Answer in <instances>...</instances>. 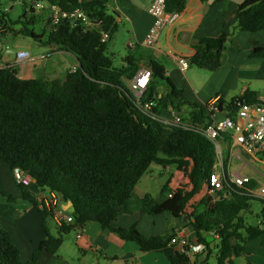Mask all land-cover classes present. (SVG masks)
Segmentation results:
<instances>
[{
    "label": "trees",
    "instance_id": "1",
    "mask_svg": "<svg viewBox=\"0 0 264 264\" xmlns=\"http://www.w3.org/2000/svg\"><path fill=\"white\" fill-rule=\"evenodd\" d=\"M34 1L57 4L68 11L80 8L93 25L84 27L78 21H62L52 28L49 18L47 29L36 35L31 28L35 19L27 17L29 11L13 24L0 0V28L5 30V38L10 29L20 25L19 33L12 31L14 36L24 34L73 55L79 62L75 71L51 80H22L16 68H0V166L22 169L36 180L34 186L19 187L23 200L40 213L46 232L45 222L51 218V212L36 197L38 190L61 193L65 202H72L74 222L59 227L57 237L48 233L26 263L9 233L1 230L0 264H37L43 251L56 254L64 242L63 235L88 222L135 243L141 252H162L171 264L190 263L188 256L170 245L174 231L145 238L136 226L112 227L120 217L134 211L186 220L194 232L191 243L206 248L204 263L208 264L214 256L215 264H236V259L245 255L246 244L264 235V199L251 193L254 181L236 187L228 179L223 180L222 191L214 195L206 192L199 197L207 191L218 162L213 143L196 127L211 122L205 107L188 101L167 77L164 66L151 57L140 60L127 55L120 68L114 66L107 38L118 31L117 16L108 13L102 0ZM186 4L187 0H167L166 9L182 13ZM23 6L30 7L27 3ZM234 15L236 31L264 30V0L245 1ZM230 36L224 26L218 36L195 40V55L186 60L198 69L205 68L223 55ZM252 57L264 58V48L254 47ZM142 62L151 72V80L141 100L157 101L153 111L156 115L170 109L183 113L185 124L166 126L138 111L123 78L132 80ZM162 84L166 85L165 93L159 91ZM242 101L250 105L258 102L255 94L246 92L242 99L232 103L220 99L217 106L233 118L239 109L238 102ZM185 160L191 162L189 191L181 194L164 186L158 199L137 194V185L152 164L181 166ZM252 201L262 204L257 214L259 225H249L243 218ZM213 233L219 238L214 239Z\"/></svg>",
    "mask_w": 264,
    "mask_h": 264
},
{
    "label": "crops",
    "instance_id": "2",
    "mask_svg": "<svg viewBox=\"0 0 264 264\" xmlns=\"http://www.w3.org/2000/svg\"><path fill=\"white\" fill-rule=\"evenodd\" d=\"M102 1L105 2L108 13L117 16L118 23L116 34L111 39L107 38L108 45L115 36H120L124 42L126 41V50L121 56L119 68L122 66L123 57L127 55H132L140 60L151 57L164 66L167 77L177 89L183 91L184 97L188 101L203 107L220 99L225 103L238 101L243 98L246 92L255 94L257 99L264 98V58L252 57L254 47L264 48V30L254 33L235 30L237 23L235 11L241 3L247 0H187L180 21L163 32L160 44L155 49L142 45L153 25V18L148 13V8L153 0ZM1 3L4 6L3 10L8 15L16 11L19 6L24 5L21 0L18 2L1 0ZM29 8L26 7L25 11H29ZM31 11L36 12L35 10ZM224 26L231 36L223 55L218 59L211 60L203 69L189 64L188 68L183 71L175 57L189 60L195 55V40L218 36ZM7 37L8 35L0 41L4 42ZM129 42L134 43V47H129ZM119 54L121 55V52ZM29 57L21 63L16 61L9 63V66L16 68L18 76L22 80L62 79L67 72L79 66L78 60L73 55L54 46L50 47L48 54L43 56V60L37 61L36 58ZM140 65V70L146 69L143 62ZM5 67H7L6 64L0 62V68ZM125 80L130 85L131 80L123 78V84ZM166 90L165 84L159 88L160 93H165ZM173 113L178 112L171 109L163 110L160 115L163 118H171ZM228 116L229 112L225 110L216 113L212 118L215 121H220ZM221 145L222 154L218 157L220 168L230 177L243 176L240 171H232V159L235 157L237 160H242L243 156L239 152L244 151L239 147L234 148L229 139H225ZM250 158L254 163H257L256 165L261 170H264V163L257 158ZM183 164L191 166L188 160H185ZM247 166L248 163L243 162L241 169ZM252 170L259 172L255 166ZM252 181L254 180L252 179ZM175 183L174 180L168 187L181 194L190 190V188L175 189ZM254 191L256 190L254 189ZM137 194L142 196L148 193L139 194L137 191ZM9 198L13 200H9ZM62 207L66 209L63 204ZM243 218L246 220L245 216ZM49 220L54 222L52 218L46 220V232L38 210L23 200L22 191L15 182L13 170L7 164H2L0 166V231L9 233L13 243L20 250L21 260L24 263L32 259L39 245L47 239L48 233L53 237L58 236L55 234H58L59 226L54 222L57 228V233H55ZM259 224L260 220L257 219L255 225ZM132 226H136L145 238L164 236L172 231L176 234L183 232L191 239L194 236L193 229L186 220L173 218L167 214L150 216L134 211L131 214L123 215L112 225L113 228H130ZM79 230L82 237L77 239L79 231L75 229L73 245H71L72 240L69 237L64 238V242L56 254L43 251L37 264H171L162 252H141L135 243L122 240L116 233L103 229L97 223L88 222ZM175 249L181 253L180 249L177 247ZM186 256L190 259L188 264H202L205 259L202 254ZM241 258L245 264H264V235L248 242L245 255ZM208 264H215L214 256Z\"/></svg>",
    "mask_w": 264,
    "mask_h": 264
},
{
    "label": "built area",
    "instance_id": "3",
    "mask_svg": "<svg viewBox=\"0 0 264 264\" xmlns=\"http://www.w3.org/2000/svg\"><path fill=\"white\" fill-rule=\"evenodd\" d=\"M167 0H153L148 8V13L153 18V25L145 37L142 45L146 48L155 49L159 46L163 32L178 24L181 18L180 12H168L166 9ZM46 3L50 12V25L52 28L59 25L62 21H78L84 27H91L93 25L87 13L76 8L74 10H63L57 4L48 2H37L35 8H41V4ZM6 35L4 29L0 28V39ZM129 47H134V43L129 42ZM29 53L19 51L17 53L16 62L21 63L27 60ZM180 68L184 71L188 68L189 63L185 58L175 57ZM73 68L71 71H75ZM151 80V72L148 69L140 70L131 80L129 85L130 93L136 100V107L138 111L145 117L150 119L160 120L166 126L185 124L181 118V114L173 113L171 118H163L161 115L153 113L157 107V101H142L141 98L147 89ZM128 90V91H129ZM245 95V93H244ZM243 95V97H244ZM257 103L250 105L247 103L238 102L239 109L235 117H226L223 120H213V115L219 113L217 101L205 107L210 115L211 122L196 126L203 134L213 143L218 157L222 154V142L227 138L232 143L233 147L241 148L248 156L259 159L264 163V98H258ZM189 126V125H188ZM16 184L31 187L36 184V180L22 169L16 168L13 170ZM228 179L229 182L236 187H244L251 182L249 177L229 176L222 170L217 162L213 168L210 176L209 185L207 187V194L214 195L224 189L223 180ZM251 193L264 199V188L258 192L252 190ZM36 197L39 201L44 202L51 212V218L59 226H69L73 224L74 219L71 213L63 209L56 192L49 189L45 191H37ZM79 232L77 239L82 237L80 227L75 228ZM214 239L219 236L211 234ZM191 238L186 236L183 232L177 233L170 242V245L181 250L182 254L199 255L205 252L206 248L202 244L191 243Z\"/></svg>",
    "mask_w": 264,
    "mask_h": 264
},
{
    "label": "rangeland",
    "instance_id": "4",
    "mask_svg": "<svg viewBox=\"0 0 264 264\" xmlns=\"http://www.w3.org/2000/svg\"><path fill=\"white\" fill-rule=\"evenodd\" d=\"M32 0H21V3L29 4ZM5 3L4 1H2ZM30 5V4H29ZM36 12H32L29 8V13L27 17L33 16L35 19V24L33 27V31L36 35H40L43 33L44 30L47 29V22L50 18V12L48 10V6L46 3L41 4V8H35ZM25 14L24 6H19L16 11H13L9 14V19L14 24L17 22L19 18H22ZM15 27V26H14ZM20 25L16 28L9 30V35L7 37L8 43L4 44L3 50L6 49H13L17 52L25 51L30 54L29 58H36L37 61L43 60V56L48 54L50 47L44 44H40L39 42L35 41L29 36L24 34H18L14 36L12 31H16L19 33ZM46 37L44 36V39ZM126 42V41H125ZM124 39L120 36H115L114 39L108 45V54L112 56L114 66L119 68V64L121 62V56L124 55L126 50ZM121 50V51H118ZM121 52V55L119 54ZM124 85L129 90V82L127 80L124 81ZM130 92V90H129ZM166 115V114H164ZM187 119V117H185ZM239 154L243 156L242 160H237L235 157L232 159V171H240L243 176L251 177L254 180V188L258 192L260 189L264 188V170H261L257 163L248 156L245 152L240 151ZM221 158V157H220ZM243 162L248 163V166L244 169H241V165ZM190 165V161L188 160ZM185 165V166H184ZM255 166L259 170V172H255L252 168ZM189 172L190 167L186 164L182 166H170V167H163L158 164H152L147 172L142 176L140 182L137 185V191L139 194L144 192L151 195L153 198L158 199L161 194L162 187L171 185V182L174 180L176 183L174 184L175 189H189L190 188V179H189ZM250 178V179H251ZM251 179V180H252ZM207 191L205 190L202 192L201 196L205 194ZM199 196V197H201ZM200 199V198H197ZM262 209V204L259 201H252L250 202L249 211L244 215L246 218V222L249 225H255L257 221L256 215ZM49 224L51 228L57 233L56 224L49 220ZM59 230V229H58ZM58 235V234H55ZM76 231L75 229L69 232L68 234L63 235L64 238H70L71 245H73L75 241ZM205 256V252H202V257ZM202 264H206L202 262ZM236 264H245L242 258L236 259Z\"/></svg>",
    "mask_w": 264,
    "mask_h": 264
},
{
    "label": "water",
    "instance_id": "5",
    "mask_svg": "<svg viewBox=\"0 0 264 264\" xmlns=\"http://www.w3.org/2000/svg\"><path fill=\"white\" fill-rule=\"evenodd\" d=\"M29 4H30V9L34 10L36 2L34 0H32V1H30ZM7 43H8L7 40H5L4 42H0V53H1L0 62L3 64H6V66H9V63L16 60L18 52L16 50H13V49L3 50L4 44H7ZM181 114H183V113H181ZM58 196H59V200H60L61 204H63L65 206L66 210L69 213H74L75 208L73 207V203L70 201L65 202L64 196L61 193H59Z\"/></svg>",
    "mask_w": 264,
    "mask_h": 264
}]
</instances>
